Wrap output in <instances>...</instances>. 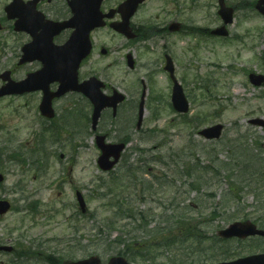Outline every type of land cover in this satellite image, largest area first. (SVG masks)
I'll list each match as a JSON object with an SVG mask.
<instances>
[{
  "label": "rangeland",
  "instance_id": "obj_1",
  "mask_svg": "<svg viewBox=\"0 0 264 264\" xmlns=\"http://www.w3.org/2000/svg\"><path fill=\"white\" fill-rule=\"evenodd\" d=\"M218 1L148 0L140 13L139 20L140 22L150 21L147 27L151 28H154V25L162 28L168 20L175 19L192 26L214 28L222 25L217 16ZM10 2L11 0H0V18L7 22V27L0 32V75L10 70L12 78L20 81L26 77L27 73L37 70L39 66L34 63L18 66L21 49L27 42V36L14 33L13 22L5 20L4 8ZM239 2L228 0L227 5L234 7L233 5ZM59 12L62 14L60 8ZM65 14H67L66 11ZM256 30V38L247 35V32H252L254 35ZM231 31L233 35L230 40H226L227 43H213V40L200 41L199 36H196L197 39L190 35L168 34L165 36L167 33L164 32L157 34L137 50L140 69L134 74H130L125 65L124 56L127 50L124 49L121 38L109 29L97 32L95 36L98 48L103 43L111 45L109 46L110 55L109 58H101L98 53L95 54L85 67L86 74L100 73L104 66L116 60V65L103 75L104 80L119 90L135 92L139 80L149 72L142 68V63L156 58H160V63L163 61V50L155 51L154 42L160 45L159 48L166 44L170 47V55L176 63L177 77L180 82L182 81L191 105L187 119L201 116L203 121L195 120L192 124H183L182 119L167 106L169 81L166 74L160 70L154 75V83L156 91L163 96L164 100L160 104L161 119L158 123L154 122L149 114L145 125V130H152L155 127L158 132L147 135L145 133L133 138L121 165L114 173L106 175L98 169L97 160L100 151L96 148L91 135L85 141L76 140L72 145L64 141L62 144L64 148L60 145L48 147V152L54 154L49 160L48 173L41 177L30 169L28 163L21 165L6 162V159L2 158L0 172L7 177L4 185L0 187V199L8 200L12 205V211L0 218V246H15L19 252L24 250L36 253V257L30 260H19L12 254L0 253V264H50L49 261L41 259L47 256L52 258L51 264H55L57 260L61 264L76 262L90 256L98 258L101 264H107L110 259L119 257L124 247H119L117 241L126 240L129 243V234L134 227L129 225V221L128 223L121 221L117 216V209L109 205L117 200L105 197L109 188H113V197L118 195L119 198L122 195L128 197L129 208L134 212L151 211V215H158L161 204H168L173 198V189L171 185H167L166 187L170 190L156 191L153 196L147 197L146 201L140 200L141 196L135 193L142 186L134 185L132 189L130 188L131 180L121 177V172L124 171L122 168L125 166L123 163L129 159V162L138 164L139 167L147 164L144 170L157 175L170 169L174 173L177 168L172 165L164 168L161 165H155L154 162L157 159L160 160L164 156L167 165L175 159L178 164L177 171L181 174L177 175V179H181L176 180L175 184L183 187L184 183H191V179L184 174L188 173L193 164V153L182 152L191 143L190 140L199 148L198 150L205 148V154L201 156L204 164H207V151L213 150V158L218 154L225 162L235 164L233 159L236 153L233 154L234 150L229 152L230 146L235 144L246 146L248 153L256 159L257 170L247 176L243 172L245 180L239 186L243 188L240 192L241 201L238 199L229 201L223 198L224 192L228 189L224 174L213 179L212 189L204 188L200 193L195 192L190 195V198H200L201 211L206 212V216H209L220 200L228 205L226 209L216 208L219 211L218 218L207 226L206 237L217 238L221 230L236 222L241 225L253 223L262 228L264 225V126H251L249 121L257 118L264 120V88L253 86L248 76L251 72L264 75V16L257 14L253 8H239ZM68 37L69 35H66L63 42ZM184 77L188 83L182 80ZM28 100V97H10L0 100V152H5V155H11L13 149L17 151L16 153L20 152L19 149L24 151V148L29 146L26 140L34 125L40 123L37 108L33 106L31 112L24 106ZM81 104L83 106L85 103ZM217 124L226 127L221 140L206 142L198 136V132L202 129ZM9 132L12 133L14 140L9 139L11 135ZM189 133H191L190 136ZM65 139L66 137L62 135V140ZM62 154L66 160L60 159ZM169 156L174 159L171 160ZM169 176L166 180L174 181L171 173ZM147 178L151 179L150 176ZM101 179L106 182L105 187H101ZM17 183L21 185L22 192L19 188L16 192ZM75 186L86 196L88 207L86 215H82L77 206ZM92 189L95 192H91ZM186 190L188 186L183 188L182 192ZM236 194L239 195L237 192ZM184 198V196L179 197L178 201ZM29 207H34L39 213L34 215L25 212L24 210ZM150 208L153 210H149ZM188 216L199 215L191 213ZM154 226L155 224L151 225L152 228ZM133 236L145 240L142 239L145 238L143 233L133 234ZM226 249H229L232 254L227 262L261 254L264 253V239L232 240L224 250ZM41 254H43L42 257ZM174 254L176 255L173 249L165 250L160 255L158 252L151 254L149 259H156L158 263L166 264L167 259L172 258ZM127 260L129 264H151L141 259ZM219 261L204 259L200 264Z\"/></svg>",
  "mask_w": 264,
  "mask_h": 264
},
{
  "label": "flooded vegetation",
  "instance_id": "obj_2",
  "mask_svg": "<svg viewBox=\"0 0 264 264\" xmlns=\"http://www.w3.org/2000/svg\"><path fill=\"white\" fill-rule=\"evenodd\" d=\"M124 1L125 0H105L102 10L104 11V13L115 11ZM250 5L254 6V4L251 2ZM38 8L46 15L48 19H51L53 21H64L68 18V7L65 0H52V2L46 0L44 2H41L38 5ZM59 8L61 9L62 14L59 12ZM236 8H238V6H236ZM65 11H67V15L65 14ZM122 18L123 16L117 12L114 18L111 21H108V25H110L112 22L119 23ZM5 20L8 21L7 17H5ZM137 22L139 24H137ZM0 23L3 25V29L7 27V22H4V19L0 18ZM180 24L182 28H184V25L182 23ZM108 28L109 27L104 29ZM168 28L169 25L166 26L163 31H166V29L168 31ZM154 31L155 29L153 28H147L146 22H140L139 17L136 15L130 21L129 32L131 34V37L130 35H118L121 38V43L123 44L124 49L127 50L124 56V61L130 74H134L140 69L139 57L136 55L137 50L141 48L142 44L150 41L151 38L149 36V32ZM207 31L211 33V30L207 29ZM97 32L98 31H95L92 34V38L94 40L96 39L95 35L97 34ZM33 34L47 39L50 31L44 30L41 34L39 28H32L31 31L25 34L27 36V42L25 43V45H30L33 43ZM66 35V32L56 35V37L53 38V42L55 43V45L60 46L64 44L63 40ZM154 44L155 47L153 46V48L155 49V51L158 49L163 50L164 63H160V58L142 63V68L146 69L149 72L145 74L142 79L140 78L141 80H139L137 84V90L135 92L125 90L124 94L126 95V100L118 106L116 111H114L113 108H107L102 111L96 126H94V122L92 119L94 107L90 103V101L80 93H70L60 99L55 100L53 103L55 117L51 120H48L46 117H44L39 110V105L43 99V94L34 93L26 95V97L29 98L28 102L26 103V107L29 108L31 112L33 111V106L37 108L40 123L35 124L34 128L31 131L30 135L32 138H30V140L27 142V145L29 146L25 147L24 151L20 149L19 151L29 156H31L33 152H44L46 148H43V145L48 144V140L50 138L54 140V143L56 145H60L61 148H64V145H62L64 143L61 142L62 135L67 138L66 144L70 143L71 145L74 144L76 140H79L80 136L86 134L85 136H83V138H86L87 136L90 137L91 135L94 138L95 146L97 147L98 137L105 138L106 142L109 144H119L125 142L128 137L141 136L145 134L148 131L144 129V123L147 121V116L150 114L151 118L154 121L159 120L156 108V104L158 102L156 100V94L158 92L156 91L154 83L155 73L161 70V72L166 74L169 85L171 82L169 76L165 72L166 57L167 55H170V47L165 44L162 48H159L160 45L157 42H154ZM99 49V56L103 58L104 51L106 49L104 47H101ZM93 50L96 51L95 44ZM105 53L108 55L109 51L106 50ZM130 60L133 66L132 69L128 66ZM88 62H85L82 65L80 73V78L82 81H85L93 76H97L96 73L86 74L85 67L87 66ZM35 64L40 68V64ZM109 68L110 67L103 70L102 73L98 76V78H100L105 83L106 81L104 80L103 75L106 74ZM105 85L106 88L104 90V93L108 97L113 96L115 88L113 86H110L108 83H106ZM58 87V84H53L51 86V92H56L58 90ZM82 102L85 103L83 106L81 104ZM141 108H143V127L139 130L138 124L141 118ZM38 127L39 129L37 130ZM16 152L17 151L13 149L10 154H15ZM8 155L3 154V157L5 156L4 159H6V162L11 161V159L8 158ZM61 159H64V157H61ZM11 253L14 257L18 256L19 251L17 250V247L14 246Z\"/></svg>",
  "mask_w": 264,
  "mask_h": 264
},
{
  "label": "trees",
  "instance_id": "obj_3",
  "mask_svg": "<svg viewBox=\"0 0 264 264\" xmlns=\"http://www.w3.org/2000/svg\"><path fill=\"white\" fill-rule=\"evenodd\" d=\"M231 149L234 150L233 154L236 153L233 159L235 164L219 159L218 154L214 159L209 154L211 158L209 159V165H201L194 162L187 173L192 180V183L189 184V190L181 192V189L179 190V187L174 184V197L171 198L168 204H161L158 215H151V211L134 212L123 198H116V201L109 204L117 209V216H119L121 221H129V225L134 227L129 234V243L126 240L117 241L119 247H124V250L119 255L133 261L141 259L144 262H151V264H162L155 261L156 259L150 260L149 256L157 252L160 255L165 250L173 249L176 255L174 254L172 258L167 259L166 264H200L204 259L211 261L228 260L232 255L231 251L229 249L225 251L224 249L228 247L229 241L216 237L208 238L205 235L209 223L218 218L217 214H219V211L216 208L226 209L228 205L221 200L210 212L209 216H206V212L201 211L200 198L188 199L189 203L185 204L188 200L178 201L176 196H189L192 192L200 193L204 188L212 189L214 187L213 179L224 174L228 189L224 192L223 198L229 201L235 199L241 201L240 192L243 188H239V186L245 180L243 172H245V176L254 173L257 170L256 161L252 162L246 158L248 150L243 146H238V149L232 146ZM136 179L143 185L141 197L146 200L144 197L154 190V182L148 181L144 177H142L141 181L138 178ZM245 186L249 187L248 185ZM160 187L163 188L162 185ZM191 213H197L199 216H188ZM152 224L156 226L152 228ZM262 227L264 228V225ZM137 233L145 234V238H142L145 240L143 241L140 237L133 236V234ZM51 260L52 258L47 259L50 264L52 263ZM58 261L55 264H60Z\"/></svg>",
  "mask_w": 264,
  "mask_h": 264
},
{
  "label": "water",
  "instance_id": "obj_4",
  "mask_svg": "<svg viewBox=\"0 0 264 264\" xmlns=\"http://www.w3.org/2000/svg\"><path fill=\"white\" fill-rule=\"evenodd\" d=\"M102 0H98L96 4L95 10H91V14L89 17L82 19L80 22H77V25L74 24V20H71L70 22L64 24L62 27H70L75 28L76 31L73 34L71 40L64 46L59 48V55H58V62L54 63L51 58L49 60H44L45 62H48L47 68L40 72L37 75V78H46L43 82L46 84H43L45 86L49 85L51 82H60L63 84V86L60 87V90L57 94H54L52 96H49L48 98L52 100L54 97H60L63 94L78 90L82 92L87 91V84H84L82 86L78 85V78H77V72L78 68L80 66V63L82 60L87 57V55L90 52V40L89 35L90 32L98 28L100 26H103L102 23V15L100 13V4ZM15 5V4H14ZM13 5V6H14ZM222 10L220 11V15L223 17L225 24H229L232 22V10L226 9L224 5L221 2ZM257 8L264 14V0H261L258 3ZM26 20V18L22 19L20 23H23ZM19 24V23H18ZM219 35H226V32H223L222 30L215 32ZM24 61V60H23ZM53 70L52 72H50ZM34 78V76H33ZM264 78V77H261ZM9 79V73H6L4 76V80ZM252 82H254V76H251ZM31 82V79L28 81H24L23 83L15 84L10 81L9 85L3 88V91H0V96L3 94H10V93H23L27 90H30L31 88H27L28 84ZM93 82V80L91 81ZM89 82V83H91ZM255 83V82H254ZM256 85H260L259 82L256 81ZM32 86H36V88L32 87L33 89H39L42 87V85H38L37 83H33ZM100 87V86H98ZM97 100L94 101L96 104V113L95 118H98L101 111L110 105V103L103 99L102 95L100 94V91L97 92ZM174 104L176 109L179 112H187L188 106L187 101L184 97V94L179 86L176 87L175 93H174ZM253 123H257V121H254ZM260 123V122H259ZM223 131V126L218 125L216 127L204 130L201 134L206 139H219L221 137ZM99 143L100 140H99ZM104 145L103 143H101ZM103 154L100 158L99 165L104 171L111 170L115 164L119 161L122 151L124 150V145H118V146H110V145H104L101 146ZM114 157L115 161L110 162V158ZM2 181V177H0V182ZM81 209L85 213L86 212V204L84 202L83 198H79ZM9 210V205L7 203H1V212L0 213H6ZM224 238H247L252 236H262L264 237V231L258 230L255 226L251 224L241 225V224H234L229 229L221 232L220 234ZM10 251V249H7ZM70 264H100V261L96 257H92L86 260L70 263ZM109 264H128L127 260L122 257H116L113 258ZM221 264H264V254L262 255H255L244 259H239L235 262L230 263H221Z\"/></svg>",
  "mask_w": 264,
  "mask_h": 264
}]
</instances>
